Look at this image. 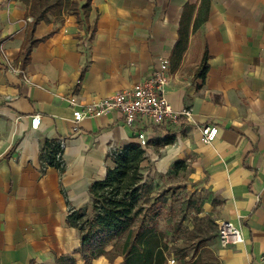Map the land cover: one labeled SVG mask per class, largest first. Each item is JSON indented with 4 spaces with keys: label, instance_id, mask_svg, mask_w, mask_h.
Returning a JSON list of instances; mask_svg holds the SVG:
<instances>
[{
    "label": "crops",
    "instance_id": "0c3cea01",
    "mask_svg": "<svg viewBox=\"0 0 264 264\" xmlns=\"http://www.w3.org/2000/svg\"><path fill=\"white\" fill-rule=\"evenodd\" d=\"M201 3L93 0V39L76 16L49 15L35 36L54 35L22 68L31 18L20 1L0 0V264H53L55 256L85 264L80 234L66 218L70 209L91 206L90 186L106 178L117 149L138 144L139 132L148 137L142 168L164 173L178 161L192 163L218 207L216 224L228 221L241 230V242L220 245L221 264H264V0H210L205 20ZM186 4L196 11L179 54ZM205 51L209 69L202 78ZM162 56L170 61L166 97L173 111L190 108L191 120L129 127L115 110L75 129L71 95L85 104L132 88L154 74ZM35 115L41 117L37 129L31 127ZM204 125L219 129L212 143L202 141ZM47 139L65 142L62 174L42 167ZM121 262L104 256L92 263Z\"/></svg>",
    "mask_w": 264,
    "mask_h": 264
},
{
    "label": "trees",
    "instance_id": "16d2710c",
    "mask_svg": "<svg viewBox=\"0 0 264 264\" xmlns=\"http://www.w3.org/2000/svg\"><path fill=\"white\" fill-rule=\"evenodd\" d=\"M18 1L26 6V16L31 18L19 55L22 68L29 64L33 50L54 35L55 30L37 38L35 31L40 22L47 21L49 15L56 11L61 10L63 14L69 11L68 14L76 16L78 27L85 28L90 34V39H93L96 33V21L89 24L93 0ZM209 5L210 0H202L201 7L205 9L204 20L208 16ZM195 9L192 4H186L183 9L179 41L175 47V52L179 54L187 47ZM200 17L197 15L194 20V29L199 26ZM208 60L209 55L205 51L198 68V76L202 78L209 69ZM172 141L168 140L167 143ZM61 153L59 140H44L40 156L43 169L54 167L62 174L65 170L64 162L59 161L57 157ZM145 153V150L135 143L117 149L110 157L112 165L107 167L106 178L93 183L89 188L91 206L70 209L66 218L67 224L77 229L80 234L78 253L85 264H93L95 259L104 256L109 263H114L117 258L122 257L121 264H170V259L176 264H199L201 261V252L207 247V239L194 240L186 237L181 220L165 226L161 224L167 191L161 190L153 195V184L144 181L141 164L145 160ZM184 167L185 161H178L174 165L175 170ZM201 208L202 203L189 204L186 210L197 216ZM195 232L192 230L193 234ZM53 264H75V258L55 256Z\"/></svg>",
    "mask_w": 264,
    "mask_h": 264
},
{
    "label": "built area",
    "instance_id": "2783aa9c",
    "mask_svg": "<svg viewBox=\"0 0 264 264\" xmlns=\"http://www.w3.org/2000/svg\"><path fill=\"white\" fill-rule=\"evenodd\" d=\"M169 58L160 57L154 74L146 79L143 83L119 91L112 96L101 98L92 103L82 104L76 96L71 95L68 102L72 107V116L75 123V129L86 118H100L110 111L118 110L124 115L125 123L129 127H134L138 121H146L148 125H174L178 124L181 119L191 120V109L182 111H173L170 101L166 97V89L169 83ZM12 72L22 75L24 81H28L27 75L20 68H13ZM41 117L35 115L31 118V127L37 129L40 125ZM202 141L212 143L218 136V127L204 125L201 127ZM138 144L142 148L148 145V137L145 133L137 134ZM62 153L57 157L63 161V153L66 148L65 142L59 140ZM218 242L221 246L234 245L242 241V233L237 227L228 221H221L217 224ZM170 264H176L170 259Z\"/></svg>",
    "mask_w": 264,
    "mask_h": 264
},
{
    "label": "rangeland",
    "instance_id": "374dc122",
    "mask_svg": "<svg viewBox=\"0 0 264 264\" xmlns=\"http://www.w3.org/2000/svg\"><path fill=\"white\" fill-rule=\"evenodd\" d=\"M65 11L64 14H68ZM63 18L62 11H56L52 15ZM59 17V19L61 18ZM144 181L155 183L152 185L153 195L161 190H166L164 197L162 225L171 222L182 221V229L186 231V237L194 240L207 239L205 250L201 252L199 264H219L220 245L217 242L218 207L214 204V198L209 191L205 180L200 178L192 163L185 162V167L180 170L172 168L164 173L153 171L150 166L141 169ZM202 203L201 212L195 215L186 210L189 204ZM192 230L196 232L193 234ZM192 233V234H191ZM192 256V254H191Z\"/></svg>",
    "mask_w": 264,
    "mask_h": 264
}]
</instances>
